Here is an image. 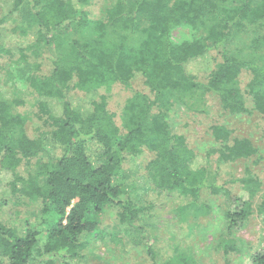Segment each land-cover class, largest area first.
I'll list each match as a JSON object with an SVG mask.
<instances>
[{
    "label": "trees",
    "instance_id": "1",
    "mask_svg": "<svg viewBox=\"0 0 264 264\" xmlns=\"http://www.w3.org/2000/svg\"><path fill=\"white\" fill-rule=\"evenodd\" d=\"M11 2V10L0 16V60L8 58L7 64L16 69L15 76L9 74L16 80L13 97L0 94V173L11 198L0 195V206L38 198L43 208L41 220L25 221L23 230L0 220V264L3 259L8 264H53L55 259L60 264H85L88 239L100 230L99 215L109 209L116 210L115 219L130 241L144 245L151 264H197L193 256L158 261L140 223L148 218L150 208L125 190L123 167L128 159L148 151L153 158L145 166V177L155 189L176 191L192 199L191 206L205 191L216 196L228 193L211 179L207 167H194L197 156L186 138L172 129L170 96L177 89L214 93L235 115L249 112L245 100L249 96L264 121V67L241 62L223 50L207 83L188 71L193 61L224 47L232 30L264 26V0ZM25 6L37 33L34 42L15 54L3 41V32ZM197 24L209 25L205 39L173 43L176 26ZM12 32L15 36L20 31L12 28ZM72 32L79 35L77 39H69ZM124 32L140 35L141 42L124 43ZM21 36L29 39L27 31ZM113 37L119 40L111 41ZM260 40L264 42V35ZM46 51L53 64L49 74H43L39 62ZM244 69L252 75L245 92L237 87ZM137 75L149 93L129 94L121 106L110 103L112 90H130ZM19 84L24 88L19 89ZM73 91L93 93L94 98L77 101L70 97ZM25 94L33 101L24 99ZM29 126L34 129L32 136ZM213 134L222 145L220 161L249 157L264 161L248 139L230 144L229 133L221 127H215ZM40 156L50 161L42 166V183L21 172L24 161ZM259 213L264 226V203ZM251 215V199L234 196L225 217L227 234L244 229ZM45 227L47 241L40 245ZM233 249L226 246V252ZM250 263L264 264V250L253 254Z\"/></svg>",
    "mask_w": 264,
    "mask_h": 264
},
{
    "label": "rangeland",
    "instance_id": "2",
    "mask_svg": "<svg viewBox=\"0 0 264 264\" xmlns=\"http://www.w3.org/2000/svg\"><path fill=\"white\" fill-rule=\"evenodd\" d=\"M12 8L11 0H0V16ZM96 11V9H95ZM15 22H9L3 32V41L14 49L15 54L21 46L34 42L37 28H32L30 23L31 12L28 7L15 14ZM12 28L20 32L14 36ZM207 28L201 24L195 26L178 25L171 34L173 43L181 45L193 43L205 39ZM27 31L29 39L21 36ZM126 39L124 43L137 46L142 37L140 35L123 33ZM224 47L215 49L205 57L193 61L188 71L201 83H207L211 72L221 61L222 52L225 50L230 56L246 64H254L264 67V42L260 38L264 35V26L261 24L248 25L241 31L232 30ZM77 33L69 34V39H77ZM118 41L119 37H113ZM42 64L43 74H49L53 69L51 54L45 52L39 59ZM8 58H1L0 69V94L5 98H12L11 91L14 86L13 77L16 69L12 64H7ZM252 75L248 69H244L237 87L243 92L251 81ZM23 89L22 85L17 86ZM235 87V86H234ZM25 90V89H24ZM134 92L149 93L142 77L137 75L130 90L114 88L109 95V102L113 105H123L128 95ZM27 95V94H25ZM70 97L75 100L92 99L94 94L71 92ZM26 100H32V96H24ZM171 113L170 123L175 134L186 138L190 150L197 156L194 167H207L211 179L228 193L212 195L205 191L199 203L189 205L192 199L181 196L176 191H161L149 183L145 177V166L153 158V154L145 152L139 158H130L124 164L123 178L125 190L131 191V195L137 203L145 208H150L148 218L141 221L145 230V238L153 248L160 263L167 259L193 256L197 264H251V256L264 250V226L263 216L259 213L264 203V161L256 157L241 158L231 161H220L222 145L219 144L213 134L215 127H221L230 135V144L235 139L246 138L258 149L264 157V121L254 110L249 96H246V105L249 110L245 114H232L226 111L219 97L210 92L174 90L170 96ZM30 109V102L25 101ZM28 133L32 136L34 129L28 127ZM50 163L47 156H40L30 163L23 162L22 174L35 177L43 182L42 166ZM0 195L3 199H10L5 184V175L0 173ZM243 196L251 199L252 215L244 229L236 231L232 235L227 234L226 214L231 210L232 198ZM7 202V201H6ZM11 202V201H10ZM0 206V220L11 221L20 230L25 228V221L41 220L42 201L38 198L19 201L18 206L12 207V202ZM116 210L109 209L99 215L100 230L89 237L85 251V264H151L144 245H138L130 241L123 228L119 227L115 219ZM52 222V221H50ZM48 227L40 237V245L47 241ZM226 246L234 247L226 252ZM1 254V251H0ZM1 257V255H0ZM4 264H8L6 259ZM53 264H60L55 259Z\"/></svg>",
    "mask_w": 264,
    "mask_h": 264
}]
</instances>
